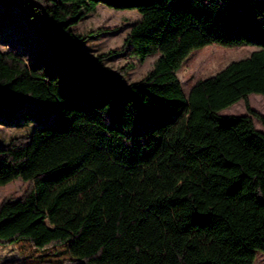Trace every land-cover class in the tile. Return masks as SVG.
I'll use <instances>...</instances> for the list:
<instances>
[{"label":"trees","instance_id":"1","mask_svg":"<svg viewBox=\"0 0 264 264\" xmlns=\"http://www.w3.org/2000/svg\"><path fill=\"white\" fill-rule=\"evenodd\" d=\"M47 41L31 61L0 49V101L55 110L0 144V245L68 243V264H255L264 252V0H25ZM136 10L122 49L99 55L75 26L98 6ZM255 44L186 94L178 71L196 49ZM144 62L126 83L106 61ZM132 68V66H130ZM128 67V69H130ZM244 100L246 115L221 111ZM11 264V263H8Z\"/></svg>","mask_w":264,"mask_h":264},{"label":"rangeland","instance_id":"2","mask_svg":"<svg viewBox=\"0 0 264 264\" xmlns=\"http://www.w3.org/2000/svg\"><path fill=\"white\" fill-rule=\"evenodd\" d=\"M140 18L136 10H116L100 5L74 28L79 34L92 33L82 49L88 54L99 55L122 49L133 24ZM47 35L39 13L29 2L0 0L1 50H14L31 61L44 49ZM255 50L257 46L253 43L234 47L211 44L194 50L178 71L185 93L189 94L201 79L215 75L234 61L249 57ZM158 56L152 55L141 62L129 54L127 46L126 51L106 61V64L114 71L126 68L122 72V79L130 83L142 79L152 69ZM249 103L254 110L264 115V94L252 93ZM247 113L244 100L221 111L225 116ZM54 115V109L39 104L19 101L16 106L9 108L0 101V144H8L13 137L30 134L42 118L52 119ZM253 120L256 127L264 132L261 120L257 116H253ZM28 187L29 183L23 179L0 186V204L6 199L20 198ZM68 243L37 248L28 239H21L13 245H0V264H68L71 257ZM255 264H264V252H257Z\"/></svg>","mask_w":264,"mask_h":264},{"label":"crops","instance_id":"3","mask_svg":"<svg viewBox=\"0 0 264 264\" xmlns=\"http://www.w3.org/2000/svg\"><path fill=\"white\" fill-rule=\"evenodd\" d=\"M250 95H251V94H250ZM250 95H249V96H250ZM232 106H233V105H232ZM230 107H231V106H230Z\"/></svg>","mask_w":264,"mask_h":264}]
</instances>
